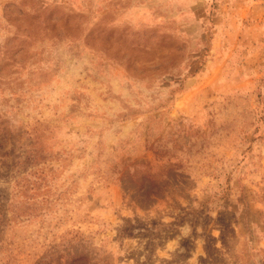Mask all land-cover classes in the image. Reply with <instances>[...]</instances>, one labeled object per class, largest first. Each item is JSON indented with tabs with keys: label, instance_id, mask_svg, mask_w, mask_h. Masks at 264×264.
I'll return each mask as SVG.
<instances>
[{
	"label": "rangeland",
	"instance_id": "374dc122",
	"mask_svg": "<svg viewBox=\"0 0 264 264\" xmlns=\"http://www.w3.org/2000/svg\"><path fill=\"white\" fill-rule=\"evenodd\" d=\"M0 264H264V0H0Z\"/></svg>",
	"mask_w": 264,
	"mask_h": 264
}]
</instances>
